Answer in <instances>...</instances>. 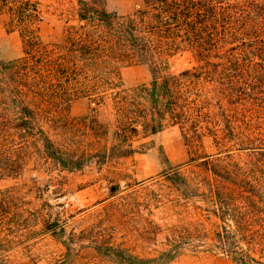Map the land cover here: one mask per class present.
I'll use <instances>...</instances> for the list:
<instances>
[{
	"label": "trees",
	"instance_id": "16d2710c",
	"mask_svg": "<svg viewBox=\"0 0 264 264\" xmlns=\"http://www.w3.org/2000/svg\"><path fill=\"white\" fill-rule=\"evenodd\" d=\"M44 1L0 0L4 25L21 40V55L0 61V178L20 175L32 154L72 172L147 153L172 125L191 170L171 166L159 146L163 176L195 208L167 247L147 257L97 237L86 245L84 230L43 223L64 249L53 264H170L186 248L264 264V0H142L129 14L109 12L104 0H71L75 9L50 41L40 32ZM183 53L195 65L171 73V59ZM130 65H146L150 80L125 87L120 70ZM84 98L111 99L109 146L100 142L108 130L96 118H70V104ZM72 121L91 128V149L68 144L62 130ZM140 138L150 139L134 145ZM22 216L14 191H0V264H10Z\"/></svg>",
	"mask_w": 264,
	"mask_h": 264
},
{
	"label": "rangeland",
	"instance_id": "374dc122",
	"mask_svg": "<svg viewBox=\"0 0 264 264\" xmlns=\"http://www.w3.org/2000/svg\"><path fill=\"white\" fill-rule=\"evenodd\" d=\"M109 12L129 14L142 6V0H104ZM45 14L40 32L45 41L52 40L62 30L65 14L75 9L71 0H45ZM5 17L0 16V61H10L21 55V40L16 31H8ZM195 65L188 53L176 55L170 61V72L177 74ZM125 87L146 83L150 71L146 65H130L120 70ZM70 118H96L108 134L100 137L108 146L116 129L111 99L97 104L91 99H78L70 104ZM75 122L63 129L72 149H91L97 140L91 128ZM150 138H140L139 142ZM156 147L147 153L123 158H108L103 163L89 162L72 172H59L39 155L28 158L22 173L0 178V191L11 189L16 195L22 226L15 243L7 253L10 264H53L63 253L61 243L44 230L43 223L57 221L67 232L84 230L91 244L94 238L121 244L140 256H152L167 247L180 227L195 215L194 205L185 202L163 176L166 165L158 152L162 146L173 167H181L189 175L187 148L177 126L167 125L153 137ZM64 143V142H63ZM205 151L214 153L209 141ZM192 220V219H191ZM90 241V242H89ZM186 248L170 264H236L227 256ZM94 260L91 249L87 250ZM92 253V254H91ZM94 264H111L94 260Z\"/></svg>",
	"mask_w": 264,
	"mask_h": 264
}]
</instances>
